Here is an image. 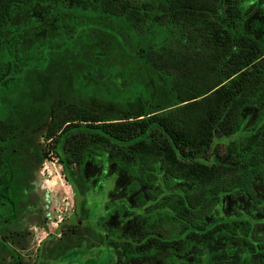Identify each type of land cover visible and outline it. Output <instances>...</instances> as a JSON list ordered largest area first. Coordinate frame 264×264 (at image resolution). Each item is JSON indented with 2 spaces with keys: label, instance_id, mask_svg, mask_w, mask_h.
<instances>
[{
  "label": "trees",
  "instance_id": "trees-1",
  "mask_svg": "<svg viewBox=\"0 0 264 264\" xmlns=\"http://www.w3.org/2000/svg\"><path fill=\"white\" fill-rule=\"evenodd\" d=\"M80 19L86 28L61 31ZM89 31L116 38L136 68ZM56 65L96 81L97 95L117 112L49 100L41 76ZM30 74L40 77L27 91L64 179L77 191L91 168L102 189L124 172L127 192L146 206L147 236L113 241L124 252L182 254L190 240L202 251L239 235L246 254L264 264L255 219L219 211L224 195L264 211L255 191L264 184V0H0V224L13 215L11 147L28 105L17 86ZM162 217L187 232L178 247L152 231Z\"/></svg>",
  "mask_w": 264,
  "mask_h": 264
},
{
  "label": "rangeland",
  "instance_id": "rangeland-1",
  "mask_svg": "<svg viewBox=\"0 0 264 264\" xmlns=\"http://www.w3.org/2000/svg\"><path fill=\"white\" fill-rule=\"evenodd\" d=\"M70 24L73 26L68 32L86 28L83 19L78 20V23L67 20L64 27L60 26L61 31L65 32L64 29ZM101 33L100 35L89 31L88 35L97 37L99 42L112 52V56L115 54L117 59L120 57L122 63L126 61L125 65L130 64L127 67L135 69L136 67L127 62L128 55L119 53L123 52L116 38L108 33ZM119 33L127 41L125 33L121 30ZM93 75L97 76L96 73ZM41 78L49 81L46 94L49 100L55 96L71 97L82 99L89 107L106 115L117 112L114 103L104 101L97 95L99 89L97 82L82 72L78 74L67 72L64 65H56L48 67ZM38 80L40 81L39 75L30 74L17 86L18 95L23 99L21 103L28 105L27 112L20 118L16 117L15 122L18 124V130L15 143L11 147V164L14 170L10 182L13 215L0 224V264H90L85 263L83 256L69 260L60 257L75 248L89 252L94 248H102V231L108 228L129 229L132 233H138L142 227L141 219L136 209L132 217L128 216L126 219L124 216L121 220L115 218L109 220L104 218L103 214V208L106 206L96 215L88 217L93 202H99L100 199L105 204L124 197L131 199L125 194V186L129 179L124 172L118 171L117 178L113 179L110 186H103L101 189L97 184L96 190L90 191L87 180L89 179L91 183L90 174L93 172L91 168H86L76 193L64 179L63 165L58 162L48 140L44 137L46 124L37 113L39 103L27 91L28 87ZM209 155V151L203 153L207 159ZM262 193V186H259V194ZM246 210L247 200L237 203V199H231L227 195L223 197L219 206V211L224 216L230 215L232 211ZM0 211L3 212L4 207L0 208ZM254 217L257 218L253 225L254 235L257 239L264 240V212L254 214ZM161 230L169 233L171 227L162 226ZM219 241L204 251L193 248L192 264H262L239 248L241 237L226 235ZM100 255H103L102 251ZM166 256H168L166 252L156 253L144 259L124 262L119 259L118 253H114L110 256L109 264H166L164 260Z\"/></svg>",
  "mask_w": 264,
  "mask_h": 264
},
{
  "label": "flooded vegetation",
  "instance_id": "flooded-vegetation-1",
  "mask_svg": "<svg viewBox=\"0 0 264 264\" xmlns=\"http://www.w3.org/2000/svg\"><path fill=\"white\" fill-rule=\"evenodd\" d=\"M92 172L93 173L90 174L92 176L91 177V179H92L91 183L89 182V179L87 180L90 191L96 190L97 186L99 185L98 184L99 182L97 181V177L94 175V171H92ZM259 186H262V190H263L262 194H259ZM126 188H127V186H125V194H126V196L130 197L131 199H127L124 197V198H121L119 200L116 199V200L106 202V204L102 203V199H100L99 202H93V206L89 210L90 212L88 214V217L90 215H96V213H99L104 206H106L103 208L104 218H108L109 220L112 218H115L116 220H121L122 217H124V216L127 219L128 216L132 217V213L137 209V214L140 217L141 223H142V227L139 230V232L138 233H135V232L132 233V231H129V229L120 230L116 227L108 228L106 231L105 230L102 231L103 232L102 233V235H103L102 248L101 247L94 248L92 252H89L87 249H86L87 251H85V249L75 248V249H72V250L65 252L60 258L61 259L63 258L64 260H69V259H76L80 256L81 257L83 256L85 258V263L109 264V260L111 259L110 256L114 255V253H118V257H120L119 259L121 261L127 262V261H132V260L144 259L145 257L154 255L156 253L166 252V253H168V256L164 257L166 264H192V257H191L192 249L196 248L194 246L192 247V240H190V244L185 247V250L182 254L177 252L175 249L163 248L161 250H154L150 253H147L144 255H137V256L128 255L126 252H124V248H122V246L120 244L113 242L115 240L116 241H120V240L129 241L133 238L142 237L143 234H145L146 236L148 234V228L149 227L147 225V218H146L147 216H145L146 215L145 214L146 206L145 205H141V206L138 205L135 202L136 201L135 200L136 199L135 198L136 193L129 194L127 192ZM77 191H76V193H77ZM255 191H256V196L259 199H264V184L261 181L256 183ZM132 199L134 200V202H133L134 204L132 203ZM145 199H146V201L149 202L148 197H146ZM231 199H237V203H239V201L246 200L243 196L237 197V198H231ZM257 213H262V212L257 210L256 208L251 207L250 203L247 200V210L246 211H241V212L232 211V213L228 216L226 215V217L241 214L242 216L252 217L255 219V221H257V218L254 217V214H257ZM157 225L158 226L151 227L152 231L156 232L159 235V238L162 240H164V239L172 240L173 239L174 241H176L174 244V247H178V245H179L178 240L180 238H186L187 237L186 231L181 233V231L185 230V229H183L181 227V225L178 222H176L174 219H170V218L168 219L167 217H162V220L159 221L157 223ZM162 226L171 227V232H169V233L163 232L161 230ZM154 227H157V228L154 229ZM94 228H98V227H94ZM121 229H122V226H121ZM191 230H192V228L189 229V231H191ZM253 230H254V226H253ZM238 231H239L238 233H241L242 228H239ZM145 235H144V238H145ZM224 236H226V235L218 237L214 242L208 244L204 249L209 248L215 242H220L219 241L220 238H222ZM190 238H192V235L189 236V239ZM258 240H260V241L258 243H256L257 247H260V245H264V240H261V239H258ZM239 246H240L239 247L240 249H242V250L245 249V246L242 243V240L240 241ZM204 249L202 251H204ZM101 251L103 252V255H100ZM244 253H245V250H244ZM68 254H70V255L72 254V255L69 256ZM187 256H189V257H187Z\"/></svg>",
  "mask_w": 264,
  "mask_h": 264
}]
</instances>
